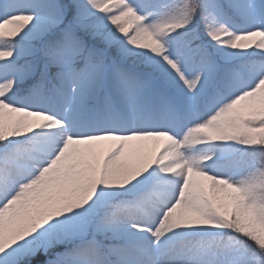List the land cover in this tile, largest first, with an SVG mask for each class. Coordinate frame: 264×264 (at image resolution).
<instances>
[{"label":"snow or ice","instance_id":"6c2138e0","mask_svg":"<svg viewBox=\"0 0 264 264\" xmlns=\"http://www.w3.org/2000/svg\"><path fill=\"white\" fill-rule=\"evenodd\" d=\"M0 264H264V0H0Z\"/></svg>","mask_w":264,"mask_h":264}]
</instances>
